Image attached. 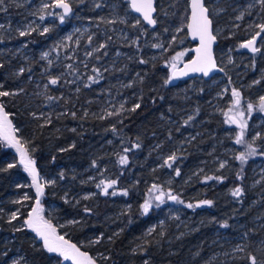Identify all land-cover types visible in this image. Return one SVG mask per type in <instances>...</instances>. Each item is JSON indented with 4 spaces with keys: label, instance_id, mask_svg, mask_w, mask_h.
Here are the masks:
<instances>
[{
    "label": "trees",
    "instance_id": "obj_1",
    "mask_svg": "<svg viewBox=\"0 0 264 264\" xmlns=\"http://www.w3.org/2000/svg\"><path fill=\"white\" fill-rule=\"evenodd\" d=\"M163 1L165 0H157L159 3H164ZM169 1L175 11L165 15L159 11L153 28L145 27L141 19L134 26L128 21L120 23L133 37L132 41L126 45L123 44L124 39L119 40L120 43L113 42L108 49H120L123 55L117 58L112 68L101 67L104 70L100 72L93 70L91 77H86L85 74V80L78 83L79 79L71 82L57 75L61 71L68 72L65 65L56 70L40 55L45 48L50 53H56L55 39L69 27L73 18L64 16L61 22L58 14L47 23L46 19L54 10L49 5L45 11L46 18L43 19L48 24L49 31L32 29L28 35L21 36L15 27L16 19L22 17L23 6L5 0V6H0V22L3 25L0 27V92L11 94L0 96V105H3V110L17 128L18 137L35 158L38 171L55 177L54 185L44 187L46 203L55 206L52 214L56 217L53 220H75L62 227L58 226V231L65 234L64 239L75 245L79 244L82 251L90 255L106 254L105 259H99L103 264H225L218 254L226 244L224 236L231 237L230 242L234 243V237L241 233L251 242L249 251L246 257L232 263L242 264L254 255L257 264H264V255H258L252 250V240L263 227L254 226L253 216L257 206L250 200L256 187L249 186L254 162L258 158L264 161V122L258 128L260 137H256V143L252 145L257 150L254 156L247 157L245 162L235 158L230 172L211 175L212 183L207 188L200 185V197L209 200L214 198L216 191L226 189L224 202L217 203L216 200L210 205V209H197L194 205L195 209L193 208L190 216L193 219L192 228H184L186 232L169 244L164 242L166 235L158 238L160 229L157 225L148 237L143 238L147 227L165 214L155 204L149 207L147 213L140 207L139 202L145 200L153 176L145 177L144 169L138 168L141 164L139 158L133 157L142 154V147L150 143L148 134L159 130L156 127L158 114L172 116V105H181L183 101L194 103L197 108L200 100L208 96L207 93L200 94L198 87L193 89L189 79L170 78L169 61L174 53L183 48L187 49L185 57L190 55L192 43L184 30L175 36L163 52L162 47L166 42L161 44L158 47L161 52L156 56L152 57V51L155 52L156 49L146 48L143 51L144 33L149 36V33L155 31L168 35L172 24L186 23L188 0ZM73 6L82 21H97L95 8L98 4L91 0H76ZM95 35L92 41H100L98 30ZM108 75L110 80L106 81ZM75 77L77 76H69L70 79ZM52 78H58V83L52 85ZM98 79H102L100 84L97 83ZM212 79L213 77L201 80L203 89L208 88L205 83ZM118 80L125 84L119 88L120 97L127 96L128 100L122 111L107 115L101 112L105 97L99 88H115ZM113 81L116 84H112ZM48 97L53 99L49 100ZM136 104L140 107L132 111ZM197 117L200 119L202 115ZM225 121L227 120L222 116L221 124H225ZM237 137L235 134L234 145L237 150L247 152L246 144L252 143L253 132L243 134L245 143L237 144ZM108 140L111 144L107 143ZM125 148L130 150L124 152ZM105 149L106 153L99 155ZM112 150L124 153L127 163L121 165L120 170L105 176L115 181L113 188L119 194L112 195V192L105 195L92 182H80L79 178L89 173L86 169L97 158L101 162L102 158H110ZM13 159L14 153L3 148L0 142V264H12L11 258L14 255L21 256L16 264H61L58 258L48 253L34 239L28 228L20 225L19 221L25 217L24 209L17 219L9 220L6 214L15 191L23 190L16 187V184L26 177L18 163L11 162ZM80 171L83 173L78 178L77 173ZM101 175L96 177L103 178ZM64 185L71 186L69 193L94 190L95 195L87 199L81 198L77 202H67L63 200ZM236 188L243 190L242 195H232ZM125 191L127 195H124ZM86 208L90 211H85ZM197 219L201 221L198 222ZM216 229L218 231L215 233ZM97 235H100L99 242L93 243V246H87L83 242ZM220 236L223 238L220 239Z\"/></svg>",
    "mask_w": 264,
    "mask_h": 264
},
{
    "label": "rangeland",
    "instance_id": "obj_2",
    "mask_svg": "<svg viewBox=\"0 0 264 264\" xmlns=\"http://www.w3.org/2000/svg\"><path fill=\"white\" fill-rule=\"evenodd\" d=\"M9 1L13 4L23 6L21 12L22 17H18L16 19L17 21L15 29L19 31V35L21 31L30 32L32 29H37V31L43 32L45 28L49 27L46 22L58 14V11L54 9L52 10V14L46 19L45 23L43 22V19H40L41 16L46 18V8L49 5L53 6L55 0ZM254 1V7H260L258 5H262L260 0ZM106 4L107 3L105 0H103L101 7H105ZM247 5L248 9L252 8L250 2ZM3 6H5V3ZM106 6L113 9V11L110 17H100L97 20L98 22H102V25L104 26L103 27L101 25L103 28L98 30V37L100 38V41H92V39H94L96 36V31L94 28L98 26V23L95 22V24H93L89 23L88 21H82L80 19L81 16L74 12L69 15L73 18L69 24V27L55 39L56 53H50L46 48L42 50L40 54L41 57L45 59L47 63L50 62L54 69L58 70L62 65H65L68 72L61 71L57 75L63 77V79L66 81L73 82L76 79H79L78 83H80L85 80V74L86 77H91V71L93 70H99L100 72L104 69L112 68L114 66L113 64L117 61V58L123 55V53L120 49L109 50L108 47H111L113 42L118 41V43H120L119 40L124 39L123 44L126 45H129V43L132 41L133 37L128 34V32H126L121 26L122 24H125L127 21H129V19H127L124 15L120 16L118 14L119 9L116 2L108 3ZM115 8L117 9L115 10ZM164 13L168 14L166 11ZM250 13L251 11L249 14ZM231 19L233 18H228V20ZM137 20L138 17H132V19H130V24H133L134 26L137 23ZM231 23L233 25L230 29L234 31L232 36L242 33L248 29L250 31L249 33L251 34L254 32L255 28H259L258 25H260V23H257L256 17H252L249 20L241 14L236 16L235 20L233 19V22ZM1 24L2 23L0 22V25ZM172 25L173 26L169 29L170 32L168 35H163L162 32L158 33L155 31L149 33V36H146V33H144V35H142L143 51H145L146 48H150L151 50L156 49L157 51H152V57H154L157 55V53L161 52L158 51V47L165 42L166 43L162 47V52L163 50H167L168 46L173 42L175 36L181 33L185 28V24L182 25L181 22L174 23ZM8 27L11 28L9 25ZM92 27H94L93 30L91 29ZM1 30L3 31V29ZM232 36L229 38H224V40L231 39ZM20 48L21 46H19V49ZM186 51L187 49L179 48L174 53V57L171 59V61H169V75L170 71L174 68L173 65L178 66L182 62V59L185 58ZM2 53H4V51H2ZM45 53H47V56H45ZM181 53H183V55H181ZM223 56L226 58L223 65L227 72H225V74L222 76H216L210 82H206L205 84L208 87L206 90L203 89V83L201 81L202 78L195 77L189 79L191 87L193 89H196L197 87L200 88L198 90L200 94L207 93V98L204 100L201 99V102H199L198 106H196L197 108L194 107V103H184L185 101H183L181 105H172L174 107V113L172 116H166L163 113L158 114L156 117V127L159 130L148 134L147 137L151 138L150 143L147 144V146L145 145L142 147V154H136L133 157L135 159L136 157L139 158L138 160L141 164L138 165V168L144 169L145 177L150 175L153 176V180L149 182L150 188L145 200L139 202L140 207L144 210L143 206L146 202H148L150 206L155 204L157 207L161 208V212L165 214L147 227L143 238L148 237V234L151 232L154 226L157 225V228L160 229L158 238H162L164 235H166L167 237H165L164 242H166L165 244H169L171 240L180 237V235L186 232L184 228H192L193 219L190 216L192 215V212L195 208H189L187 205H196L197 209H210L209 207L214 201L217 200V203L224 202L226 189H220L216 191L214 198L209 200L200 197L202 194L200 185L206 186L205 188H207V185L212 183L211 175L217 174L218 176L221 173L230 172L233 169L234 159L238 158L240 156L239 154L242 153V149L238 151L237 147L234 145V136L235 134L238 136L240 135L241 128L235 127L231 121L227 119L229 114L235 116L240 124H246V127L243 129V134L254 131L253 137H251V142L253 141V138L256 137V126L261 123L262 116L257 114L255 115V112L261 111L259 107L261 101L260 99H253L251 88L255 83H257V80H247L246 82L240 83V80L244 81L246 80V76L250 75V62L246 61L249 59V56L240 55V58H237V55L234 53L233 48L231 47H228L225 52H223ZM219 60L222 61L221 57H219ZM95 66L96 69L94 68ZM101 67L104 69H101ZM241 67L246 76L241 75ZM72 75L77 77L70 79L69 76ZM102 79H98L97 83L100 84ZM108 80H110L109 75L106 77V81ZM112 84H116V81H113ZM122 86H125V84L121 83V81H119L115 88H104L103 86H100L99 90L103 97H105L101 109L102 113L109 115L110 113L115 114L117 111L123 110L128 97H120L119 88ZM234 89L239 91L242 97H240L239 105L233 106L235 97L232 95V91ZM260 95V97H264V92L262 91ZM249 103L253 105V108L250 112L247 110V104ZM240 113H243V115L241 116ZM261 113H264V111H261ZM199 114L202 115V118L200 119L197 117ZM222 116L225 120H227L225 121V124H221ZM7 119L11 122V129H9L10 134L15 138V140L21 143L22 140L18 137L17 128L12 123L8 115ZM207 123L209 126H207ZM0 142L3 148L9 149L12 153H14V161L11 160V162H17L26 176L24 180L16 184V187H21L23 190L20 192L15 191L14 197L9 202V207L7 206L6 214L9 217V220L12 219L13 214H15L17 219V217L21 214V210L24 209L25 217L19 221L21 222L20 225L28 228L31 231L34 239L39 241L43 247L42 238L37 234V232L25 224V221L28 220L30 213L31 215H36L32 212V207L35 203V200H39L38 215L42 217L43 221H46L53 228H55L58 235L66 238L64 233L58 231V226L62 227V225L64 226L66 223H73L75 220H53L54 217H56L52 214V212L55 210V206L53 204L46 203L45 201L47 196L44 192V187L46 185H52V181H54L55 177L39 172L35 166V170L38 175L36 181L34 182L33 176L29 171L25 170L24 164H22L20 161L21 152L18 151L17 146L6 140L3 135H0ZM107 143L111 144V141L108 140ZM254 143H256V139ZM21 146L22 149L27 152L28 158L35 162V158L29 153L27 145L22 142ZM129 150V148H125L124 152ZM105 153L106 149L99 155H103ZM172 155L176 156L175 161L168 160V157ZM121 157L127 156L118 150H112V152H110V158H102L103 162L99 160L100 158H97L94 160V164H90L91 166L86 169L89 171L87 175H84L83 178H79L83 172L80 171L77 173L79 181L92 182V185H95L96 187L97 185H100V187H97L96 189H99V191L103 193V188L108 183L112 182L111 179H108L105 176H109L114 171L120 170L119 168L121 165H124L120 163ZM165 161H167V163H165ZM168 164H171V167H169ZM221 164L224 166L221 167ZM177 170L180 173L179 175H176ZM121 171L120 174L122 173ZM102 172H104V174L101 175ZM137 173H139V171ZM97 175H101L103 178H99V176L96 177ZM250 177V188L256 187V189H254L253 193L251 194L252 198L250 200L252 203H256L257 206L256 214L253 216L254 226L263 227V230L259 233H256L254 239L252 240L254 245L252 246V250L258 255L263 256L264 161L262 158H258L254 162ZM135 181L136 179L133 182ZM37 184L43 186L42 195H38L37 193ZM114 185L115 183L111 188H108V193L113 192L118 195L119 192L113 188ZM70 188L71 186L64 185V201L77 202L81 198L87 199L95 195L94 190H78L69 193L68 190ZM172 195L177 197L179 201H183V203H178L176 200L169 201L168 197ZM25 196H27L28 199H25ZM156 196H161L162 202L161 200L155 199ZM29 200L32 202H29ZM203 201H211L212 203L204 204L202 203ZM124 205L127 207V204L124 203ZM35 208H37V204ZM116 214L117 213H114V215ZM196 221L199 222L201 219H197ZM170 226L172 227L169 228ZM217 231L218 230L216 229L215 233ZM224 237L225 238L223 240L226 239L224 242L226 244L224 248L218 252V254H220L222 257L221 261L223 263L233 264L232 261L239 260L240 258L247 256L249 244L251 243L247 236L243 235L242 233L235 236L234 238L236 239V242L234 243L230 242L231 237ZM99 238L100 235H97L96 237L87 239V241L84 240L83 242L87 246H93L92 244L98 241ZM219 238L221 239L223 236H220ZM76 246L81 252H84L80 248L79 244H76ZM252 247H250V249ZM50 254L54 255L55 258H58L61 264H73L72 261H65L56 253ZM105 255L106 254L102 255L100 253L91 255L88 254V256L95 260L96 264H103L99 259H105ZM252 256L254 255H251V257ZM20 258V255H14L11 258V263L16 264ZM250 258L247 261H243L242 264H250ZM262 258L264 259V256Z\"/></svg>",
    "mask_w": 264,
    "mask_h": 264
},
{
    "label": "snow or ice",
    "instance_id": "obj_3",
    "mask_svg": "<svg viewBox=\"0 0 264 264\" xmlns=\"http://www.w3.org/2000/svg\"><path fill=\"white\" fill-rule=\"evenodd\" d=\"M5 3V0H0V6H3ZM260 3L264 5V0H260ZM55 7L63 9L64 13H68L71 11L70 5L67 3V0H55ZM131 7L138 13H142L143 18L148 21L149 24L155 25L156 21L152 18V13L155 11L154 8V0H131ZM209 8L205 5L204 0H191V23L187 25V27L191 30L193 38H199L200 46L195 49L196 58L191 60L190 66L186 65L189 71L192 72H202L204 75H208L209 71H211L213 68L216 67L215 60L212 56V44L216 40V35L213 34L212 30V20L208 15ZM40 19H44L43 16L40 17ZM64 19V15H60L61 22ZM139 23V20H137V24ZM0 27H3V25H0ZM258 27L261 29V31H264V24L258 25ZM44 32L49 31V29L45 28L43 30ZM29 32L21 31L20 35H28ZM259 35V33H257ZM256 37L253 36V38L246 43L242 44L241 47L244 48H251L253 52L259 51L258 48L254 47ZM103 47V46H102ZM183 55V53H181ZM45 56H47V53H45ZM143 62V61H142ZM173 67H175L173 65ZM223 71V69H220ZM183 75H186L187 72L182 73ZM175 75V73H173ZM170 81H166L168 83ZM50 83L52 85H55L58 83V78H52L50 79ZM11 93L9 92H0V96H8ZM232 95L236 97L235 103L239 105L240 103V93L237 90L232 91ZM49 100L53 99V97H48ZM260 109L261 111H264V97L260 98ZM123 107V106H122ZM140 105L136 104L132 111H135L136 108H139ZM253 108V105L251 103L247 104V110L250 112ZM7 113L3 110V105H0V135H3L6 140H8L10 143H13L15 146H17L18 151L21 152V163L24 164L25 170L29 171L30 174L33 176L34 182L37 179V173L34 167L35 162L28 158L27 152L23 150L19 146V141L15 140V138L10 134L9 129H11V122L7 119ZM242 116L243 113H240ZM235 122V121H233ZM246 127V124L241 123V133L236 139L237 144L245 143L243 140V129ZM256 138H253L252 143H247L246 148L247 152H242L238 159L241 160V162H245L247 157L254 156L256 154V149L252 146L255 142ZM139 145H137L138 147ZM168 160L175 161L176 156L172 155L168 157ZM121 164L127 163V157H121L120 159ZM167 163V161H165ZM169 167H171V164H168ZM224 165L221 164V167ZM11 167V165H10ZM179 171H176V175H179ZM52 183H55V181H52ZM115 183V181H112L111 183H108L103 188V193L105 195H108V188H111L112 185ZM97 187H100V185H97ZM155 187V186H154ZM43 186L40 184H37V193L38 195L43 194ZM243 190L241 188H236L233 192V196H240L242 195ZM113 195L115 193H112ZM124 195H127V192H124ZM172 200H176L178 203H183V201H179L177 197L170 196L169 197ZM25 199H28L27 196H25ZM155 199L161 200V196H156ZM204 204H211V201H203ZM37 208H33L32 212L36 215H30L28 220L25 221V224L32 228L37 234L42 238L43 240V247L47 250L49 253H56L60 257H62L65 261H72L73 264H96L95 260H93L86 252H81L80 249L75 245L70 243L69 241L65 240L63 236L58 235L55 228H53L49 223L46 221H43L42 217L38 215V208H39V200L36 201ZM150 207V204L146 202L143 206L144 212L147 213L148 209ZM187 207L192 208L194 207L192 204L187 205ZM85 211H90V209H85ZM12 219H16L15 214H13ZM225 227L227 225H224ZM99 242V241H96ZM251 264H257V260L255 256H252L251 258Z\"/></svg>",
    "mask_w": 264,
    "mask_h": 264
},
{
    "label": "flooded vegetation",
    "instance_id": "obj_4",
    "mask_svg": "<svg viewBox=\"0 0 264 264\" xmlns=\"http://www.w3.org/2000/svg\"><path fill=\"white\" fill-rule=\"evenodd\" d=\"M74 1H76V0H73V1L67 0V3H69V5H70L71 11L67 15H64L65 17L69 16L71 13L75 12L76 9L74 10V6H73ZM91 1L94 4L99 5L98 7L95 8L97 20L100 17H103V18L110 17L113 9L108 8L106 5L108 3H115V2H116L117 7L119 9L118 14L120 16L124 15L127 19H129L128 22H130V19H132V17H137L134 13L131 12V9L129 7V0H124L123 2H121L119 0H113V1L105 0V2L107 3L105 5V7H101V5L103 4V0H91ZM163 2L164 3H162V2L159 3V2H157V0H155V8H156V12H155V16H154L155 21L159 15V11H161L163 15H165V13H164L165 11L168 13H172L175 11V8L172 7L173 4L171 1L165 0ZM204 2H205V5L209 8L208 15L212 20L213 34L216 35V40H217V42L214 46V49H213L214 56H215V59L217 61L218 66H220L223 69V71L221 73H216L213 76V79L216 76H222L225 74V72H227V70H225L224 65H223V63L226 60V58L223 56V52H225V50L228 47H231V48H233L234 53L237 55V58H240V55L249 56V59L246 61L250 62L249 67L251 68V72H250L249 76L247 75L248 76L247 77L246 74H244L242 67H241L240 73L242 76L243 75L246 76V80H244V81L240 80V83L246 82L247 80H252V81L257 80L256 81L257 83H255L251 89H252L253 99L259 100L261 98L260 93H262V91L264 92V31H261L260 28H255L254 32L250 34L249 33L250 31L248 29L242 33H239L235 36H232L234 34V31L231 30L230 28L233 25L231 22H233V19L235 20V17L238 16L239 14L243 15L246 19H249V20L252 17H256L257 23L264 24V5H258L260 7H254L255 6L254 0H204ZM249 2L252 6L251 9H248L247 4ZM54 4H53L54 9L56 11H58V14L61 15L62 14L61 10L57 9L54 6ZM188 4H189V0L187 2V10H188ZM253 4H254V6H253ZM116 9L117 8H115V10ZM250 11H251V13L249 14ZM187 16H188V11H187ZM54 17H52V19ZM229 17H231L233 19L228 20ZM138 19H140V18L138 17ZM51 20L47 21V23L50 22ZM142 22H143V20H142ZM89 23L95 24V22H91V21ZM96 23H98V26L95 28L92 27L95 29V31L100 30L101 28L104 27L100 22L96 21ZM143 23H144L145 27H148V28H153L156 26V23L153 27L147 26L145 24V22H143ZM185 25H186V23H185ZM184 31H185V28H184ZM257 33H259V35H257ZM225 36H227V37H225ZM230 36H232L231 39H225L224 40V38H229ZM253 36L256 37L255 44L253 46L259 49V51H257V52H253L251 50V48L241 47L242 44L251 40L253 38ZM191 46H192V44H191ZM190 50H191V47H190ZM190 54H191V52H190ZM219 57H221L222 61L219 60ZM186 58H188V57L186 56L185 58L182 59V61ZM250 59H251V61H250ZM243 69H244V66H243ZM240 97H242V96L240 95ZM235 101H236V97L234 99V105H237L235 103ZM256 114L262 116L261 117V123H263L264 122V113H261V111H256L255 115ZM229 115H232V114H229ZM227 119H228V116H227ZM261 123H259L256 126L257 132L256 131L255 132H256L257 138L260 137V132H259L258 128L261 125ZM237 128H240V126ZM253 133H254V131H253ZM256 137H254V138H256ZM29 215H31V214H29Z\"/></svg>",
    "mask_w": 264,
    "mask_h": 264
},
{
    "label": "water",
    "instance_id": "obj_5",
    "mask_svg": "<svg viewBox=\"0 0 264 264\" xmlns=\"http://www.w3.org/2000/svg\"><path fill=\"white\" fill-rule=\"evenodd\" d=\"M69 4V3H68ZM129 7L131 9V12L134 13L137 17H139L141 20H143V22H145V24L149 27H153L154 25L152 24H149L147 20H145L143 18V15L142 13H138L136 12L132 7H131V0H129ZM57 9H60L62 14L63 15H67L68 13H64L63 12V9L61 8H58L56 7ZM154 8H155V0H154ZM155 12H156V8H155V11L152 13V18L155 20L154 16H155ZM191 23V0H189V4H188V16H187V21H186V25H185V34H186V37L187 39L192 43V46H191V54L188 56V58L184 59L178 66H175L171 71H170V78L172 80H181V79H191V78H195V77H199V78H202V79H210L211 77H213L216 73H221L222 71L220 69H222L220 66H218L217 64V61L215 59V56H214V52H213V49H214V46L217 42V40H215V42L212 44V56L215 60V64H216V67L213 68L211 71H209L208 75H204L202 72H192V71H189L188 68L186 67V65H189L190 66V62L191 60L195 59L196 58V53H195V49L198 48L200 46V42H199V38H193L192 36V33H191V30L187 27V25ZM184 72H187L186 75H183L182 73ZM173 73H175V75H173ZM228 119L229 121H231V123L236 126V127H239L240 126V123L238 121V119L233 116V115H228ZM235 121V122H233ZM19 146L22 148L21 144L19 143ZM35 167V165H34ZM174 196V195H172ZM170 197V196H169ZM168 197V200L171 201L172 199H170ZM36 201L35 200V203L32 207V210L33 208H35L36 206ZM31 214V213H30ZM30 216V215H29ZM29 218V217H28ZM66 240V239H65ZM72 243V242H70ZM73 244V243H72Z\"/></svg>",
    "mask_w": 264,
    "mask_h": 264
}]
</instances>
